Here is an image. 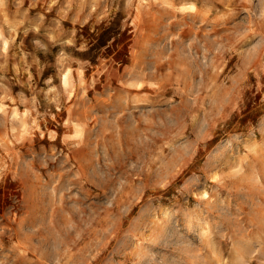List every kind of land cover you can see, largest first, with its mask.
Here are the masks:
<instances>
[{
  "label": "rangeland",
  "instance_id": "rangeland-1",
  "mask_svg": "<svg viewBox=\"0 0 264 264\" xmlns=\"http://www.w3.org/2000/svg\"><path fill=\"white\" fill-rule=\"evenodd\" d=\"M0 264H264V0H0Z\"/></svg>",
  "mask_w": 264,
  "mask_h": 264
},
{
  "label": "bare ground",
  "instance_id": "bare-ground-1",
  "mask_svg": "<svg viewBox=\"0 0 264 264\" xmlns=\"http://www.w3.org/2000/svg\"><path fill=\"white\" fill-rule=\"evenodd\" d=\"M65 80V79H64ZM66 82V81H65Z\"/></svg>",
  "mask_w": 264,
  "mask_h": 264
}]
</instances>
